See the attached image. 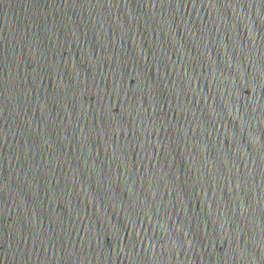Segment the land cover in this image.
<instances>
[{"label": "water", "instance_id": "95a60500", "mask_svg": "<svg viewBox=\"0 0 264 264\" xmlns=\"http://www.w3.org/2000/svg\"><path fill=\"white\" fill-rule=\"evenodd\" d=\"M0 264H264V0H0Z\"/></svg>", "mask_w": 264, "mask_h": 264}]
</instances>
